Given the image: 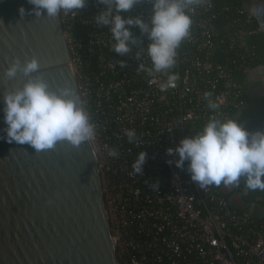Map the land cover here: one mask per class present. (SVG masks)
<instances>
[{"label":"built area","instance_id":"1","mask_svg":"<svg viewBox=\"0 0 264 264\" xmlns=\"http://www.w3.org/2000/svg\"><path fill=\"white\" fill-rule=\"evenodd\" d=\"M104 7L87 0L75 15H59L80 96L96 126L93 141L119 263L264 264V219L236 211L222 184L200 188L188 162L178 168L169 161L179 157L167 153L209 117H232L247 106L242 78L264 58V49L251 42L263 28L235 1L204 0L177 50L176 85L161 91L166 75L138 71L141 63L150 65L147 35L131 26L140 43L124 56L115 53L110 28L94 22ZM151 7L142 0L121 15L147 22ZM205 93L220 103L217 113L208 109ZM125 129H135L140 145L128 143ZM140 152L147 159L135 177L130 172Z\"/></svg>","mask_w":264,"mask_h":264},{"label":"water","instance_id":"2","mask_svg":"<svg viewBox=\"0 0 264 264\" xmlns=\"http://www.w3.org/2000/svg\"><path fill=\"white\" fill-rule=\"evenodd\" d=\"M32 8L0 0V264H120L94 141L36 153L6 139L4 92L27 81L6 77L14 58H38L34 76L52 90L70 83L80 95L60 15L38 18Z\"/></svg>","mask_w":264,"mask_h":264},{"label":"clouds","instance_id":"3","mask_svg":"<svg viewBox=\"0 0 264 264\" xmlns=\"http://www.w3.org/2000/svg\"><path fill=\"white\" fill-rule=\"evenodd\" d=\"M98 2L105 7L94 22L110 28L111 50L121 56L131 52L132 46L140 43L133 36L131 26L139 27L151 43L146 52L150 65L141 63L138 71L149 76L166 75L161 91L175 87L178 75L172 69L177 63V50L190 36L192 16L204 0H150L151 15L147 22L140 16L124 18L121 15L130 12L142 0ZM28 3L33 5L31 12L36 17H42L46 10V17L56 18L60 13L75 15L74 10L84 8L87 0H28ZM25 11L20 8L22 16ZM251 12L262 16L264 8L253 7ZM141 54L138 52L137 58ZM120 66H125L123 61ZM40 67L36 57L24 61L16 57L6 69L9 80L21 75L27 77L22 87L3 95L4 131L8 142L27 144L36 153L52 150L61 142L76 148L84 142L91 143L96 126L77 90L67 82L52 90L42 76L33 75L39 73ZM205 100L210 111H219L220 103L212 98V93H205ZM124 135L129 144L140 145L135 129H125ZM167 153L179 157L169 161L178 168H184L188 162L191 180L202 189L221 184L239 187L243 178L246 190L264 191V131H249L235 117H209L195 136L182 139L175 148H168ZM110 154L115 155L114 152ZM146 159L147 153L140 152L130 175H142Z\"/></svg>","mask_w":264,"mask_h":264},{"label":"crops","instance_id":"4","mask_svg":"<svg viewBox=\"0 0 264 264\" xmlns=\"http://www.w3.org/2000/svg\"><path fill=\"white\" fill-rule=\"evenodd\" d=\"M253 7L264 8V0H253L252 2L246 4L245 9L252 14L251 9ZM253 16L256 18L258 24L263 28L264 31V15ZM244 87L247 104H255V102H258L264 98V66L253 67L247 72L246 78L244 80ZM239 189L240 186H228V190L222 189L221 191L223 194H230L238 191ZM230 202L239 213L247 212L254 217L264 219V208H253L252 210H249L244 205H239L240 207H237L232 200H230Z\"/></svg>","mask_w":264,"mask_h":264},{"label":"trees","instance_id":"5","mask_svg":"<svg viewBox=\"0 0 264 264\" xmlns=\"http://www.w3.org/2000/svg\"><path fill=\"white\" fill-rule=\"evenodd\" d=\"M225 1H229V0H225ZM232 1H235L237 2L238 5L243 6L244 1L246 0H232ZM251 39H252L251 42L253 44H257L260 49H264V31L261 34V36L254 37ZM253 65H254L253 67L264 66V58L261 63L256 62ZM246 74L247 73L243 75L242 78L243 83L246 78ZM247 105H248L247 107L234 112L232 114V117H235L237 121L249 131L252 132H255L257 130L264 131V98L262 100H259L258 102H255V104H247ZM224 195L229 201L232 200L231 199L232 193L224 194Z\"/></svg>","mask_w":264,"mask_h":264},{"label":"rangeland","instance_id":"6","mask_svg":"<svg viewBox=\"0 0 264 264\" xmlns=\"http://www.w3.org/2000/svg\"><path fill=\"white\" fill-rule=\"evenodd\" d=\"M252 1L253 0L244 1L243 6L245 7L247 3ZM222 189L228 190V186L223 185ZM231 199L237 207H240L239 205H244L249 210H252L253 208H264V191L246 190L243 185V178L241 180L240 189L232 193Z\"/></svg>","mask_w":264,"mask_h":264}]
</instances>
